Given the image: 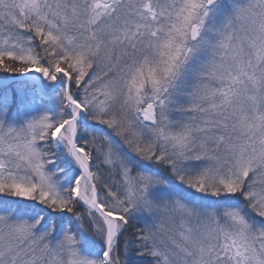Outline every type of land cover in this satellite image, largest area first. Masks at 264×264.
<instances>
[{
    "label": "snow or ice",
    "instance_id": "obj_1",
    "mask_svg": "<svg viewBox=\"0 0 264 264\" xmlns=\"http://www.w3.org/2000/svg\"><path fill=\"white\" fill-rule=\"evenodd\" d=\"M0 264H264V0H0Z\"/></svg>",
    "mask_w": 264,
    "mask_h": 264
}]
</instances>
